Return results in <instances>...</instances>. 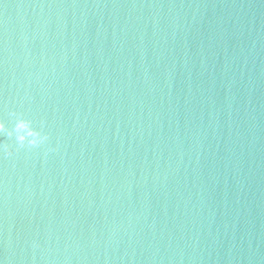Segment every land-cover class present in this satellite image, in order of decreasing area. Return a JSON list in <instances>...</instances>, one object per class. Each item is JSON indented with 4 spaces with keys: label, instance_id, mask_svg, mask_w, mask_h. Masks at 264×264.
<instances>
[{
    "label": "water",
    "instance_id": "water-1",
    "mask_svg": "<svg viewBox=\"0 0 264 264\" xmlns=\"http://www.w3.org/2000/svg\"><path fill=\"white\" fill-rule=\"evenodd\" d=\"M0 119L7 264H264V0H0Z\"/></svg>",
    "mask_w": 264,
    "mask_h": 264
},
{
    "label": "clouds",
    "instance_id": "clouds-1",
    "mask_svg": "<svg viewBox=\"0 0 264 264\" xmlns=\"http://www.w3.org/2000/svg\"><path fill=\"white\" fill-rule=\"evenodd\" d=\"M169 86H170V82H169ZM4 127H5V123L2 119H0V130H3ZM16 129L18 132L24 133V134L18 135L17 137L18 141H20L21 143L25 141L26 137H32V139L28 140V143L30 145L41 144L46 139V137H40L39 133L35 132L31 128L30 121L24 119L23 117L17 120ZM213 132H215V129H213ZM0 264H7V258H5V260H0Z\"/></svg>",
    "mask_w": 264,
    "mask_h": 264
}]
</instances>
